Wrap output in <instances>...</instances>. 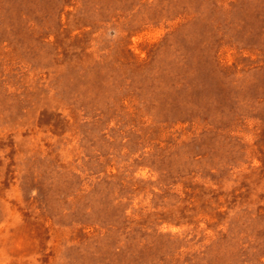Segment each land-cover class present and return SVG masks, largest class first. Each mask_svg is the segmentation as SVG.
<instances>
[{"label":"rangeland","instance_id":"374dc122","mask_svg":"<svg viewBox=\"0 0 264 264\" xmlns=\"http://www.w3.org/2000/svg\"><path fill=\"white\" fill-rule=\"evenodd\" d=\"M0 264H264V0H0Z\"/></svg>","mask_w":264,"mask_h":264}]
</instances>
